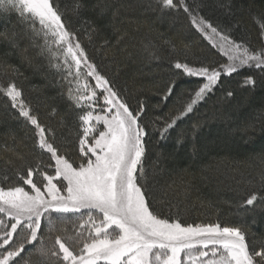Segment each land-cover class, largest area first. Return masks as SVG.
Listing matches in <instances>:
<instances>
[{
	"label": "snow or ice",
	"instance_id": "obj_1",
	"mask_svg": "<svg viewBox=\"0 0 264 264\" xmlns=\"http://www.w3.org/2000/svg\"><path fill=\"white\" fill-rule=\"evenodd\" d=\"M156 3L161 15L182 11L191 27L226 58L218 67L174 64L183 74L205 82L181 99L175 113L163 118L156 130L166 139L177 121L214 90L222 74L231 76L244 67L264 70V44L252 49L232 39L231 29L221 31L201 14L203 0ZM220 7L230 13V5ZM82 8L81 0L63 10L58 0H0V11L17 13L23 25L22 34L0 33V42L15 45L26 38L35 46L36 38L42 37L41 54L49 53L50 66L67 82L68 107L76 117L72 151L77 153L73 158L55 145V129L40 121L15 82L0 83V94L31 126L33 147L40 150L34 166H17L11 157L5 160L0 181V264H264V240L258 246L255 240L250 243L242 227L186 224L155 211L143 163L148 135L141 120L144 104L131 108L89 60L64 19L66 13L78 16ZM254 19L264 40V12ZM255 83L251 77L244 81L245 86ZM174 87H168L165 99ZM55 113L53 109L51 115ZM10 139L15 141V136ZM5 151L25 159L11 146ZM248 183L251 190L241 208L264 201V167L259 189Z\"/></svg>",
	"mask_w": 264,
	"mask_h": 264
},
{
	"label": "trees",
	"instance_id": "obj_2",
	"mask_svg": "<svg viewBox=\"0 0 264 264\" xmlns=\"http://www.w3.org/2000/svg\"><path fill=\"white\" fill-rule=\"evenodd\" d=\"M72 2L58 0L62 10L66 5L70 8ZM81 3L78 16L66 13L64 19L77 33L89 60L131 108L144 104L141 120L148 135L144 138L143 163L150 186L149 200L155 197V211L186 224L218 222L242 227L249 242L255 240L258 246L264 240V201L258 199L247 208L239 204L251 190L248 182L259 189L260 170L264 167V70L244 67L231 76L222 74L205 100L178 120L166 139H161L156 129L163 118L175 113L181 99L186 100L205 82L183 74L174 64L218 67L226 58L191 27L182 11L161 15L156 0ZM203 3L206 6L201 14L221 31L231 29L228 34L232 39L252 49L264 44L254 19L264 12V0ZM221 4L230 5V13ZM22 32L17 13L0 11V33ZM43 44L42 37L36 38L35 46L26 38L15 45L0 42V83H16L40 121L55 129V145L74 158L77 153L72 151L71 141L76 117L68 107V84L61 72L50 66L49 53L41 54ZM247 77L255 80L254 86H245ZM87 79L94 85L91 77ZM173 84L172 95L165 99L166 90ZM229 91L232 96L227 95ZM53 109L55 115H51ZM30 129L0 94V181L9 157L17 166L35 165L40 150L33 147ZM12 135L15 141L10 139ZM8 146L25 159L17 160L6 152Z\"/></svg>",
	"mask_w": 264,
	"mask_h": 264
},
{
	"label": "rangeland",
	"instance_id": "obj_3",
	"mask_svg": "<svg viewBox=\"0 0 264 264\" xmlns=\"http://www.w3.org/2000/svg\"><path fill=\"white\" fill-rule=\"evenodd\" d=\"M53 216H64L65 214H57V213H53L52 214ZM67 215H72V214H67ZM72 219H75V216L72 217ZM46 224V221L44 222ZM70 223V222H69ZM44 231L46 232L47 231V228L45 227L44 228Z\"/></svg>",
	"mask_w": 264,
	"mask_h": 264
}]
</instances>
